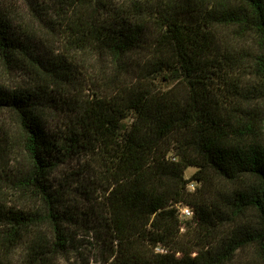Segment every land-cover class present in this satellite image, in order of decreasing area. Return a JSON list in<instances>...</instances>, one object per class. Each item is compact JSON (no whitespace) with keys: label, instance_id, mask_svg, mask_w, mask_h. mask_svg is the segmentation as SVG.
Here are the masks:
<instances>
[{"label":"trees","instance_id":"obj_1","mask_svg":"<svg viewBox=\"0 0 264 264\" xmlns=\"http://www.w3.org/2000/svg\"><path fill=\"white\" fill-rule=\"evenodd\" d=\"M74 53L115 66L110 92L72 96ZM0 71L29 79L0 81V264L76 248L65 224L86 216L64 208L51 175L82 151L110 178L93 226L102 264H264V0H0ZM4 181L29 205L9 206Z\"/></svg>","mask_w":264,"mask_h":264},{"label":"rangeland","instance_id":"obj_2","mask_svg":"<svg viewBox=\"0 0 264 264\" xmlns=\"http://www.w3.org/2000/svg\"><path fill=\"white\" fill-rule=\"evenodd\" d=\"M26 19L27 25H30L33 30L34 27L36 30H40L38 28L41 26L39 23H33L28 17ZM53 34L57 35V32H53ZM55 38L57 40L58 36ZM56 40H52L51 43L55 49L46 50L66 56V49H63ZM68 58L76 61V63H70L74 65L75 70L78 69L75 85L73 87L71 85L70 89L73 93L72 96L76 94L79 95V98L87 100L92 99L93 94L98 93V91L103 94L111 91L112 88L108 87L109 84L106 85V82H108L107 77H112L113 75L114 65L108 61H100L98 58L86 56L85 54L81 56V54L74 53L73 55H68ZM131 76L126 73L123 79H128ZM0 81L6 86L16 88L24 86L29 79L19 74H17V78H4V73L0 71ZM4 121H6L4 126L10 132L15 133L18 130L15 119L10 114L4 113ZM46 121L50 132L56 136H63L67 131V119L62 114L53 111L47 115ZM14 149L12 157L14 165L25 164L26 158L23 151L16 145ZM196 171L197 168L191 167L185 173L186 179H190L188 189L191 191L200 186L199 182L191 180ZM51 181L53 189L63 195L64 208L70 207L74 212L86 216V220H82L76 226L65 224L67 232L71 236H75L77 246L72 248L67 254L55 259L53 264H102L100 242L93 226L97 215L106 217L104 200L108 195L107 189L110 186V178L105 170L101 155L87 151L68 155L53 171ZM9 185L10 182L4 181V199L8 202V205L20 207L25 204L28 206L29 201L21 200V197L11 189H7ZM179 219L182 221L187 220L184 217ZM43 232L49 235V230L44 229ZM26 255L24 247L17 251L14 259L16 262L22 263Z\"/></svg>","mask_w":264,"mask_h":264},{"label":"built area","instance_id":"obj_3","mask_svg":"<svg viewBox=\"0 0 264 264\" xmlns=\"http://www.w3.org/2000/svg\"><path fill=\"white\" fill-rule=\"evenodd\" d=\"M178 208H179L180 213H181V218L184 217L187 219L192 215V212H191L189 207L183 206V205H178ZM187 216H189V217H187Z\"/></svg>","mask_w":264,"mask_h":264}]
</instances>
